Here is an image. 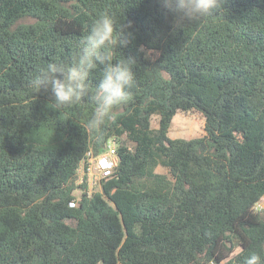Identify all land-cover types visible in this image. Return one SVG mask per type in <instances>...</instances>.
<instances>
[{
  "label": "trees",
  "instance_id": "obj_1",
  "mask_svg": "<svg viewBox=\"0 0 264 264\" xmlns=\"http://www.w3.org/2000/svg\"><path fill=\"white\" fill-rule=\"evenodd\" d=\"M105 11L132 25L127 47L109 46L114 61L137 62L130 100L97 140L88 96L58 109L31 81L70 64ZM177 24L164 0H0V264L264 259V0H224ZM194 109L205 134L170 137L176 114ZM111 139L119 162L90 193L81 164Z\"/></svg>",
  "mask_w": 264,
  "mask_h": 264
},
{
  "label": "clouds",
  "instance_id": "obj_2",
  "mask_svg": "<svg viewBox=\"0 0 264 264\" xmlns=\"http://www.w3.org/2000/svg\"><path fill=\"white\" fill-rule=\"evenodd\" d=\"M223 3L224 0H164L165 6L177 15V26L183 21L189 23L208 18L221 9ZM131 26V22L119 23L114 14L103 12L81 39L78 54L72 57L70 64L50 62L31 81L38 93L50 94L58 109L77 104L88 96L95 107L84 127L97 140L102 139L107 121L115 118L116 109L131 97L137 60L128 56L114 61L109 47H127ZM98 65L102 66V74L90 95V74ZM244 264H264V259L258 252H253L245 258Z\"/></svg>",
  "mask_w": 264,
  "mask_h": 264
},
{
  "label": "rangeland",
  "instance_id": "obj_3",
  "mask_svg": "<svg viewBox=\"0 0 264 264\" xmlns=\"http://www.w3.org/2000/svg\"><path fill=\"white\" fill-rule=\"evenodd\" d=\"M158 117L154 116L153 126L157 127ZM205 116L198 110L190 111H179L173 119L172 126L170 129V137L172 138H196L203 136L205 134ZM159 171L165 172L166 169L163 167L159 168ZM83 170L82 164L79 170L78 184L82 183ZM88 190L90 193L100 190V185L92 182L88 184ZM81 192L77 189L76 194ZM258 210L264 209V199L258 205Z\"/></svg>",
  "mask_w": 264,
  "mask_h": 264
},
{
  "label": "built area",
  "instance_id": "obj_4",
  "mask_svg": "<svg viewBox=\"0 0 264 264\" xmlns=\"http://www.w3.org/2000/svg\"><path fill=\"white\" fill-rule=\"evenodd\" d=\"M118 162L116 141L111 139L101 153L95 154L90 151L87 154L86 159L82 162V181L86 179L88 184L95 182L101 186L103 181L113 175ZM70 204L75 206L76 201H72Z\"/></svg>",
  "mask_w": 264,
  "mask_h": 264
}]
</instances>
